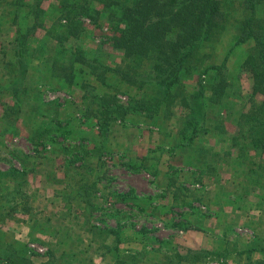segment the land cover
Segmentation results:
<instances>
[{"label":"trees","instance_id":"16d2710c","mask_svg":"<svg viewBox=\"0 0 264 264\" xmlns=\"http://www.w3.org/2000/svg\"><path fill=\"white\" fill-rule=\"evenodd\" d=\"M10 1L6 3L9 7L13 5L14 12L7 20L15 27L16 34L0 50V72L5 79L4 86L0 88L2 92L11 94L13 103H3L4 113L0 120L6 127L0 128V137L6 136L8 131L17 133L16 124L22 120L29 133V142L35 149H47L61 144V140H68L71 137L69 129L58 119L47 120V115L41 113L42 120L36 129L27 122L30 114L41 112L39 106L41 108L45 91L62 88L57 86V81L69 87L80 84L85 91V109L81 114L93 122V127H97L99 132L91 154H96L100 160L104 153L111 151L112 127L116 122H128L140 115L152 124L167 128L175 119V132H171V138L167 141L169 150H162V141L159 143L162 145L157 147L161 149V155H153L159 150L151 148L148 156H135L128 163L129 167L142 168L158 176L161 172L158 166L167 152L174 156L184 155L181 156L183 166L198 171L197 174L191 169L198 175L193 177V184L202 183V175L205 174L219 178V169L223 168L232 173L233 182H236L235 192L241 186L243 191H254L255 186L264 188V100L262 103L255 101L256 94L264 95V18L258 16V6L264 0H242L246 16L233 46L220 64L204 69L202 73L208 76V82L201 79L199 87L193 91L185 88V81L194 78L200 70L199 60H195L197 51L225 29L227 13L222 9L220 0H101L106 20L112 24L110 41L113 47L125 51L122 61L115 66L103 61L100 55L87 57L80 47L68 45L71 39L80 37L84 18L100 22L102 13L92 7L94 0H58V14L44 38H37L36 31L46 23V11L42 7L46 0ZM3 12L8 13V7ZM55 29L57 34L54 33ZM249 41H253L254 45L240 64V70H246L253 78L252 92L248 95L250 108L239 113L237 130L230 138V147L216 151L207 144L210 139H219L227 133L225 117L236 107V100L244 97L237 88L238 77L230 74L227 61L238 47ZM84 76L103 86L102 92ZM126 87L138 90L129 97L127 104L119 98L121 93H126ZM60 104L54 106L57 114L62 106ZM178 106L185 110L179 116L176 113ZM233 149L237 152L236 156H232ZM82 159L77 156L67 159L66 167L70 165L72 169H66L65 176L79 177L72 198L86 204L83 210L87 212V218L82 221L80 229L89 236L86 239L80 234L73 236L71 229H68L65 237L53 234L46 253L49 259L41 264H61V261L64 264H96L95 258L98 257L105 264H209L215 258L218 261L223 259L222 264H227L230 258L237 264H264V231L242 243L241 247L230 237L219 245L222 248H193L182 253L172 239L154 237L151 231L143 229L141 234L136 236V232L132 236V241L138 240L142 244L141 249L123 248L121 245L128 238L124 237L127 226L121 224V211L113 213H118L119 225L116 227H101L93 222L96 211L108 208L104 207L108 202L104 195L101 196L102 202L97 201L99 184L105 177L103 174L96 175L90 180L84 176L83 165L87 163L74 166ZM18 160L20 168L12 165L7 171H0V200L11 196L6 202L8 205H4L7 210L0 204V221L4 218L1 208L6 210L7 215L18 212L20 207L24 208L25 213L33 211L32 205L25 203L29 170L22 159ZM93 166L98 164H90V170L94 169ZM173 169L170 166L167 174L174 183V194L183 193L184 189L188 191L172 175ZM174 170L179 171L178 168ZM244 170L243 179L241 175ZM134 194L132 189L128 193L115 192L113 196L127 202L129 196ZM220 203H224V200ZM74 204L67 205L69 213L80 208L78 205L74 207ZM231 204L224 203L221 207ZM146 208L141 205L140 211ZM191 208L197 213L210 210L208 206L206 210L200 207V210H196L193 205ZM234 209L238 210L239 207ZM222 220L226 227L219 234H223V237L232 235L229 229L238 223L230 221L229 215L225 214ZM174 226L183 231L190 229L187 221H176ZM216 231H219L218 228ZM5 236L6 233L0 230V264H33L30 249L15 236H7L6 240ZM110 236H113L112 241H108Z\"/></svg>","mask_w":264,"mask_h":264},{"label":"rangeland","instance_id":"374dc122","mask_svg":"<svg viewBox=\"0 0 264 264\" xmlns=\"http://www.w3.org/2000/svg\"><path fill=\"white\" fill-rule=\"evenodd\" d=\"M7 1H0L1 48L8 39H12L16 34L15 27H12L7 20V17H11L14 12L13 5L9 7L6 3ZM220 2L222 9L227 13L225 29L219 32L217 38L205 43L197 51L195 60H199L200 70L194 78L185 81V88L188 91L197 89L201 79H206L205 81L208 82V76L202 72L206 67L220 64L223 61L225 55L233 46L239 29H241V22L246 16L242 0H220ZM57 5L58 0H46L42 4L46 11L44 13L46 23L43 27L37 29V38H44L47 31L51 28V23L58 14ZM6 7H8V13L3 12ZM92 7L101 11L100 22L95 23L88 18H84L80 37L71 39L68 45L74 44L80 47L87 57H91L94 54L100 55L103 61L115 66L122 61L125 51L113 47L110 41V35L113 33L112 24L106 20L104 4L101 0H94ZM258 16L264 18V1L258 6ZM60 29L62 30L61 27ZM54 33L57 34L56 29ZM253 45L254 42L249 41L238 47L227 61L230 74L238 77L237 88L244 97L236 100V107H233V110L225 117L227 133L217 139L221 141L220 144H216L217 147L229 145L231 136L237 130L236 120L239 113L250 108L248 95L252 92L253 78L246 70H240V64ZM2 74L0 72V87H3L5 83ZM78 75H81V73L76 74V77ZM84 78L95 83L100 92L104 89L94 79L87 76H84ZM56 83L58 87L62 88L45 91L42 96L41 108L39 106L41 112L37 111L30 114V120L27 123L31 128L36 129L42 120L40 117L41 113L47 115V120L58 119V121L62 122V125H66L67 129H69L71 137L68 140H61V144L49 146L47 149L41 147L35 149V146L29 142V133L22 120H19L16 124L17 133L12 134L8 131L6 136L0 137L2 139L0 140V171L5 172L12 165L20 168L18 159L23 160L29 170L27 174L28 184L25 186L28 191L25 203L33 207L32 213H25L23 211L24 208L20 207L21 210L18 212H14L13 215H7V209L4 205H8L6 202L11 196L9 195L8 198L5 197L0 200V204H3L6 209L3 210L1 208V214H3L4 218L0 221V230L6 233L7 236H15L26 248L30 249V244L35 243L46 247L47 250L51 246L49 242L53 239V234L57 233L60 235L59 237H65L68 229H71L70 234L73 236L80 234L83 239L87 238V233L80 229V225L87 218V212L83 210L86 209V204L84 205L80 199L72 198L75 196L73 191H75L74 189L77 190L78 185H75V183L79 177L65 176L66 169L69 168V171L72 169L70 165L66 167L68 164L67 159H71L74 156L84 158L81 161L79 160L74 166L85 163L89 164V166L90 164H98V166H93V170H90L87 164L83 165L85 167L83 168L85 171L84 176H87L90 180H93L96 175L102 176L103 174L105 177L104 181L99 184L100 193L97 194V198H99L97 201L102 202L103 198L101 196L104 195L108 200L104 207L108 208L101 212L96 211L93 222L101 227H116L119 225L118 213H113L116 210L121 211V224L127 226L124 230V237L128 238L122 246L127 249L142 248V244L138 240L132 241V236L136 232V236L138 233L141 234L143 229L151 231L154 237L172 239L175 245L179 246L182 253H186L189 250L186 248L188 242L193 245L194 249H199L204 247L208 238L212 239V243L215 244L213 247L223 245L224 240L230 237L241 247L244 240L248 241L264 231V188L255 186V190H247L249 193L247 194V191H243V186H241L235 192L233 189H236V182H233V175L229 169L226 171L222 168L220 173L223 177L220 175L219 178H211L206 176V174L202 175L201 181L203 182L200 184L203 188L201 187L202 190H199L200 188L192 185L193 183L191 182L194 176H198V171L183 166L181 156L184 157V155L175 154L174 156L169 155L167 152L164 153L162 165L160 166L166 170L160 172L158 176H154L142 168L133 169L129 167L128 163L132 162L135 156H140L139 152L142 149L154 148L159 151L153 153V155H161V149L157 148L162 145L159 144L160 142L164 141L162 150L166 151L170 147L167 141L171 138V132H175V119L170 122L167 128L152 124L150 120L140 115L133 117V120L128 122H116L112 127L111 151L104 153L100 160L96 154H91L95 147V142L97 143L96 136L99 133L97 127H93V122H90L81 114V111L85 109L83 100L84 88L80 84L69 87L62 81H57ZM125 89L126 93H121L119 98L121 102L127 104L129 97L135 95L138 90L132 87H126ZM52 92L59 95L57 100L51 99V94L49 96L48 93ZM263 100V94H256L255 101L257 103H262ZM3 103H13V99L10 93L2 92L0 88V117L4 113ZM56 104L62 105L58 109V114L57 108L54 107L57 106ZM184 111L178 106L176 108L177 116L182 115ZM4 127L6 125L0 120V128L3 129ZM212 140L210 143L212 142V145L215 146L214 143L217 140ZM236 154V150L233 149L232 156H236ZM252 154L255 155L254 152ZM255 158L258 160L257 156ZM170 166H173L174 169H179V171L173 169L174 173L172 175L176 176L177 182L189 189L188 191L184 189L183 193L174 194V183L167 174ZM191 169L197 171V174L194 172V175ZM244 172L245 170L241 175L243 179L245 178ZM10 178V182H12V177ZM10 184L12 185V183ZM132 189L135 194L134 196H129L127 202L120 201L113 196L115 192L128 193ZM218 194L221 197L218 198ZM71 200L72 203H75L74 207L78 205L80 208L73 209L69 213L67 205L72 204H69ZM222 200H224V203L232 202L234 204H231L232 207H239V209H234L235 214L230 212L231 208L221 207L224 204L220 203ZM203 204L210 208L207 213L200 211L197 213L191 208L193 205V208L197 210ZM141 205L147 208L144 211H140ZM259 209L262 211H258ZM230 213L233 215L231 218H234L238 224L229 229L232 235L223 237V234H219L223 233L224 230L222 229L226 227L222 218L224 214L230 215ZM217 214H219L218 217H216ZM176 221H187L190 229L183 231L176 228L174 226ZM217 228L218 232L216 231ZM7 236H5V240L8 238ZM207 248H212V246ZM47 250L45 253H39L30 249L33 255V264H41L47 261L49 259V255L46 254ZM184 250L185 252H183ZM216 261L218 259L215 258L208 263L212 264ZM61 264H64V262L61 261ZM96 264H101V259H97Z\"/></svg>","mask_w":264,"mask_h":264},{"label":"crops","instance_id":"0c3cea01","mask_svg":"<svg viewBox=\"0 0 264 264\" xmlns=\"http://www.w3.org/2000/svg\"><path fill=\"white\" fill-rule=\"evenodd\" d=\"M0 50H1V47H0ZM214 140H215V139H214ZM216 140H217V139H216ZM210 141H213V140L210 139ZM220 142H221V141L217 140L216 143H214L215 146L212 145V142H211V143H208L207 145H208V147H211V146L214 147L216 151H222V150H224V149H228V148L230 147V143H229L228 146H227V145H226V146L224 145L225 147H224L223 145H222L221 147H217L216 144H217V143L220 144ZM149 146H151V145H149ZM150 149H151L150 147H148L147 149H142L141 152H139L140 157L148 156L149 153H150ZM161 162H162V159H161ZM161 162H160V164H159L158 167H159V170H160L161 172H164L166 169H164V167L161 168V166H160V165H162ZM163 170H164V171H163ZM219 172H222V168L219 169ZM220 175H221V173H220ZM206 176L211 177V175H207V174H206ZM221 176L223 177V175H221ZM211 178H212V177H211ZM261 198H262V196H261ZM260 202H262V201H260ZM227 207H228V209L231 208V211H230V212L234 213V208H233L232 206H226V208H227ZM258 211H262V210L259 209ZM234 214H235V213H234ZM232 216H233V215L230 213V215H229V217H230V221L233 222L235 219H234V218L232 219V218H231ZM88 236H89V234H87V237H88ZM112 239H113V236H110V237L108 238V241H112ZM246 242H247V240H246V241H245V240L243 241V243H246ZM123 244H124V243H123ZM123 244H122V245H123ZM122 245H121V246H122ZM214 245H215V244L212 243V239H209V238H208L207 243H206V244L204 245V247H202V248H207L208 246H212V247H213ZM192 246H193V245H192L190 242H188L186 248H187V249L193 248ZM122 247H123V246H122ZM123 248H125V247H123ZM215 248H222V247L217 245ZM183 252H185V250H184ZM97 259H101V264H105L104 262H102V258H99V257H98V258H95V263H96V260H97ZM227 264H237V262H235L232 258H230V259H228Z\"/></svg>","mask_w":264,"mask_h":264},{"label":"built area","instance_id":"2783aa9c","mask_svg":"<svg viewBox=\"0 0 264 264\" xmlns=\"http://www.w3.org/2000/svg\"><path fill=\"white\" fill-rule=\"evenodd\" d=\"M49 94V96H50V94H51V99H53V100H57V98L59 97V95L57 94V93H55V92H52V93H48ZM192 185H194V186H196V187H199V188H201L202 187V185L200 184V183H196V184H192ZM202 210H206L207 209V206L206 205H200L199 206ZM242 229V228H241ZM181 232H183V231H181ZM30 249L31 250H33V251H36V252H39V253H45L46 252V247H44V246H39V245H37V244H35V243H31L30 244ZM224 261H223V259L222 260H219V261H216V262H214V263H212V264H222Z\"/></svg>","mask_w":264,"mask_h":264}]
</instances>
